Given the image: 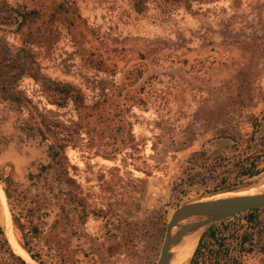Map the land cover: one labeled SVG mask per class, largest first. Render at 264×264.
<instances>
[{
  "label": "rangeland",
  "instance_id": "374dc122",
  "mask_svg": "<svg viewBox=\"0 0 264 264\" xmlns=\"http://www.w3.org/2000/svg\"><path fill=\"white\" fill-rule=\"evenodd\" d=\"M185 1L0 0V264H37L23 234L44 264H156L173 211L235 175L231 139L264 133V0ZM23 10L41 18L21 32ZM51 82L86 109L50 105ZM35 109L82 127L64 174L41 170L53 140L18 128ZM255 217L225 220L251 233L242 264H264Z\"/></svg>",
  "mask_w": 264,
  "mask_h": 264
},
{
  "label": "trees",
  "instance_id": "16d2710c",
  "mask_svg": "<svg viewBox=\"0 0 264 264\" xmlns=\"http://www.w3.org/2000/svg\"><path fill=\"white\" fill-rule=\"evenodd\" d=\"M144 0H134L133 9L137 14L144 12ZM185 0L182 3L185 4ZM185 8H189L186 6ZM18 30L25 31L32 24H35L41 14L38 10L16 11ZM22 32V31H21ZM32 38L41 40L42 35L37 32V36L33 37L31 32H27L22 42L24 44H32ZM45 96L50 105L56 108H65L71 102L77 111L86 109L84 104V95L75 86L68 83L51 82L44 86ZM19 102V100H17ZM20 104V103H19ZM29 112L31 121L24 123L19 122L18 128L23 133H29L32 136H38L40 142H45L48 138L53 140L52 144L47 146V157L49 164L41 167V170H53L58 176L65 173L67 159L65 150L74 144L75 136L79 135L82 130L80 123H72L68 126L50 118L45 114H41L37 109ZM35 115V118L33 117ZM33 117V118H32ZM79 120L82 117L79 115ZM251 132L246 135L245 139L234 140L233 148L236 152V171L235 175L223 177L219 180L216 189L241 185L250 179L258 177L264 173V133L261 132L257 119H253L250 123ZM260 210H254L238 215L242 216L249 228L255 223V214ZM247 228L225 224V221L209 227L200 237L188 264H242L241 257L248 254L250 249L245 246L251 243V233ZM34 230V229H33ZM35 231V230H34ZM0 237L6 242L4 232L0 227ZM22 248L28 254L31 260L37 264H44L40 258L35 255L28 247L26 236H22ZM235 254V255H234ZM13 256V255H12ZM20 264H25L18 257Z\"/></svg>",
  "mask_w": 264,
  "mask_h": 264
},
{
  "label": "water",
  "instance_id": "95a60500",
  "mask_svg": "<svg viewBox=\"0 0 264 264\" xmlns=\"http://www.w3.org/2000/svg\"><path fill=\"white\" fill-rule=\"evenodd\" d=\"M258 182V179H254L239 186L214 191L175 209L165 225L156 264H169L171 249L187 234L201 231L199 241L201 235L212 225L246 212L264 209V193L202 201L216 195L243 191Z\"/></svg>",
  "mask_w": 264,
  "mask_h": 264
},
{
  "label": "bare ground",
  "instance_id": "6f19581e",
  "mask_svg": "<svg viewBox=\"0 0 264 264\" xmlns=\"http://www.w3.org/2000/svg\"><path fill=\"white\" fill-rule=\"evenodd\" d=\"M260 184L261 185H258L257 187L249 191L243 190L239 192L216 195L209 199L204 198V200L202 201L222 199V198L233 197V196L253 195V194L264 193V180ZM3 199H4V194L2 193V190L0 188V201H3ZM200 234H201V231H195V232L189 233L186 236H184L181 239V241L171 249L170 251L171 258H170L169 264H187L197 245Z\"/></svg>",
  "mask_w": 264,
  "mask_h": 264
}]
</instances>
